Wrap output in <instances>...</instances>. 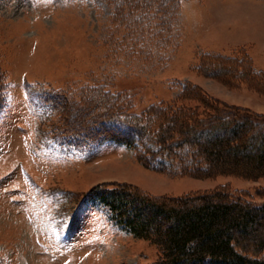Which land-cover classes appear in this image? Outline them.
Instances as JSON below:
<instances>
[{
	"label": "rangeland",
	"instance_id": "obj_1",
	"mask_svg": "<svg viewBox=\"0 0 264 264\" xmlns=\"http://www.w3.org/2000/svg\"><path fill=\"white\" fill-rule=\"evenodd\" d=\"M125 2L0 0V264L167 261L155 240L127 233L100 203L84 202L104 185L158 198L228 186L264 201L256 195L264 177L175 175L170 158H154L164 170L149 168L140 141L134 149L105 142L76 150L50 137L74 110L42 116L28 90L62 96L87 120L95 106L89 120L105 116L124 127L147 128L149 111L191 89L224 112L264 115V0H178L152 14ZM184 103L204 114L196 100Z\"/></svg>",
	"mask_w": 264,
	"mask_h": 264
},
{
	"label": "trees",
	"instance_id": "obj_2",
	"mask_svg": "<svg viewBox=\"0 0 264 264\" xmlns=\"http://www.w3.org/2000/svg\"><path fill=\"white\" fill-rule=\"evenodd\" d=\"M176 1L170 5V0H124L125 8L148 14L155 6L158 10L165 6L170 9L176 2L175 8ZM191 90L162 109L149 111L147 128L132 124L124 127L113 120L105 121V116L89 120L95 106L86 112L87 120L82 110L70 108L62 96L28 91L32 103L42 109V116L61 110L71 116L74 110V120L67 116L61 134L50 136L63 148L86 150L115 142L134 149L140 141L146 150L140 157L151 169L157 166L156 169L164 170L163 162L153 163L159 156L170 158L175 175L248 180L264 177V115L239 107L224 112L220 101L200 89ZM185 100L199 102L204 114L185 104ZM220 113L227 118L224 122H220ZM145 140L156 149H150ZM250 147L252 153H245ZM256 195L264 198V189L257 190ZM84 198V202L100 203L114 226L137 238L155 240L167 259L157 264H264V201L255 202L248 192L224 186L203 193L158 198L135 187L113 184L96 187Z\"/></svg>",
	"mask_w": 264,
	"mask_h": 264
}]
</instances>
